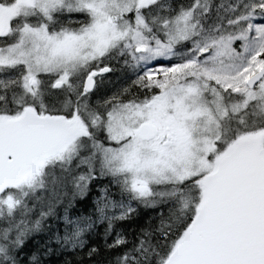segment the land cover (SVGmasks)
<instances>
[{"label": "snow or ice", "instance_id": "snow-or-ice-1", "mask_svg": "<svg viewBox=\"0 0 264 264\" xmlns=\"http://www.w3.org/2000/svg\"><path fill=\"white\" fill-rule=\"evenodd\" d=\"M0 264H264V0H0Z\"/></svg>", "mask_w": 264, "mask_h": 264}]
</instances>
